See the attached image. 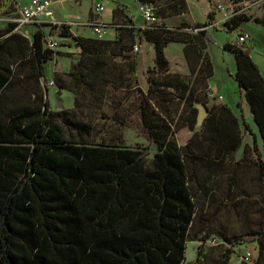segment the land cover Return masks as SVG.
Segmentation results:
<instances>
[{"label":"trees","instance_id":"1","mask_svg":"<svg viewBox=\"0 0 264 264\" xmlns=\"http://www.w3.org/2000/svg\"><path fill=\"white\" fill-rule=\"evenodd\" d=\"M138 1L154 6L157 18L187 10L186 0ZM209 2L212 5L214 0ZM6 5L7 0H0V16L5 14ZM118 12L123 9L116 5L114 13ZM210 19L220 29L215 13H210ZM249 19L242 14L227 20L230 35L222 46L236 55L234 78L263 138L261 151L244 120L245 131L254 137L262 195L259 231L251 234L257 236L259 261L264 264V77L250 55L251 47L230 42L233 31L243 30L240 26ZM126 21L122 29L125 36L119 40L125 38L131 48L143 39L151 41L155 65L150 73L157 70L161 76L149 78L148 90L143 91L138 84L137 59L130 60L128 80L131 87H137L138 117L155 147L151 158L141 148L92 143L90 122L75 121L71 115L74 110L53 109L45 64L53 59L55 50L44 44L43 29L27 40L31 53L24 56L25 51H21L18 65L0 55V264H184L191 239L201 244L190 264L206 263L211 249L206 230L189 238L197 207L186 162L202 161L212 180L215 171L211 166H221L226 156L242 145L238 120L229 107L212 106L211 115L196 129V90L200 89L194 86L196 81L190 83L181 73L168 69L166 46L182 42L191 74L205 78L203 88L209 89L213 66L205 51L209 39L206 30H181L158 20L138 26L131 15ZM76 42L82 54L98 58L99 77L119 82L118 74L106 76L111 64L102 61L109 42L100 38L93 40L96 44L84 38H76ZM74 80L82 82L84 78ZM88 84L95 95L102 94V85L97 90L96 84ZM11 89L14 92L9 93ZM72 92L77 106V91ZM181 100L186 106L179 110ZM179 121L180 126L188 125L194 131L184 145L174 138V125ZM246 156L245 151L243 159ZM236 187L234 171L229 196ZM233 252V248H226L214 264H229Z\"/></svg>","mask_w":264,"mask_h":264},{"label":"rangeland","instance_id":"2","mask_svg":"<svg viewBox=\"0 0 264 264\" xmlns=\"http://www.w3.org/2000/svg\"><path fill=\"white\" fill-rule=\"evenodd\" d=\"M53 1L56 19L61 23L51 31L58 42V47L54 49L53 59L45 64L46 76L50 82L48 98L51 100L53 109L74 110L71 115L75 121L90 122L93 127L89 140L92 143H119L124 147L141 148L146 151L147 158H151L155 147L149 141L147 132L139 120L138 91L137 87H131L128 76L130 60L135 56L138 62V84L143 91L148 90L149 78L161 79L157 70L150 73L155 65L154 44L143 39L141 44H136L138 47L136 50V47H130L125 38L119 40L120 37L125 36L122 29L126 26L127 16L131 15L138 26L148 24L141 15L140 2L138 0H118L119 2L95 0L96 4L99 3L105 7L100 17L103 22L109 24L101 37L103 41L110 43L102 61L111 64L106 76L109 78L114 74L119 76V82L112 83L105 82L99 77L96 69L98 58L82 54L81 47L76 42V38H84L92 42L97 38L91 27L92 20L96 17L94 16L96 4L92 3V0ZM116 5H119L123 12L114 13ZM186 5L187 10L184 13L166 18L160 17L157 20L181 30L204 29L209 34L205 49L213 66V75L209 83L217 94L210 88H203L205 78L191 74L184 53V43L171 42L165 48L169 71L181 73L190 83L196 81L194 86L200 89V91L196 90L199 100L197 107L198 104H203V101L207 106L215 105L220 94L228 100L238 97L235 88L239 85L234 78L237 69L236 55L232 50L224 49L222 46L230 35L225 22L234 16L245 14L250 17L240 27L250 34L246 44L251 47L250 55L264 77V0H214L212 5L209 0H186ZM211 12L216 14L220 29L212 23ZM4 16L14 20L16 14L11 10L6 11ZM238 30L233 31L230 37L233 45L237 40ZM93 44L96 43L93 42ZM59 65L60 68H58ZM78 76L83 77L84 80L76 82L74 78ZM40 80L43 84V79L40 78ZM54 80L56 83H52ZM30 82H34L33 78H30ZM89 82L96 84L97 90L99 85H102V94L95 95L91 92ZM57 83L64 84L67 88L59 89ZM72 90L77 91L79 102L77 106L74 105L75 94ZM10 92H14L13 89L9 90ZM176 102L177 99H174V103ZM185 104L186 102L181 100L178 104L179 110H182ZM180 122L174 125V138L180 145H184L194 131L189 130L188 125L180 126ZM200 125L198 123L196 129H200ZM233 156L239 159L241 152L234 153ZM246 157L247 161L237 167V187L234 195L231 196L227 194L229 178L236 168L230 156L225 159L230 160L228 163L224 161L221 166H211V170L215 171L212 180L208 179V171L202 161L187 160L186 162L190 189L197 207L189 238L192 234L206 230L209 236L207 244L211 249L205 264H214L216 258L230 247L234 252L229 264H262L259 261L257 236L251 234L259 231L261 219L259 204L262 198L258 166L254 162L255 156L251 147L248 148ZM207 181L213 190L209 195L205 194L203 188ZM239 197L241 199L238 200ZM200 244L201 241L195 239L187 241L184 264L195 261Z\"/></svg>","mask_w":264,"mask_h":264},{"label":"crops","instance_id":"3","mask_svg":"<svg viewBox=\"0 0 264 264\" xmlns=\"http://www.w3.org/2000/svg\"><path fill=\"white\" fill-rule=\"evenodd\" d=\"M12 1H14V0H7V5H10ZM27 1L28 0H19V2L21 4L27 3ZM92 3H95V0H92ZM7 5L5 7L6 11H8ZM55 16H56V11H55ZM37 29H38L37 26L25 25L22 28H20L19 30H17L16 25H15L12 18L11 19L6 18L4 15L0 16V43L2 44V48L0 47L1 48L0 55L4 56L6 59L10 60L11 65H13V66L18 65L20 62H22L21 61V59H22L21 58V51L22 52H23V50L25 51L24 56L30 55L31 50L27 49V47L29 48L30 44H27V40H31L33 38V34L35 33V31ZM209 79H208V87L210 89H212L214 93H216L214 87L211 86V84L209 83ZM237 84H238V82H237ZM235 90L238 93V97H234L233 99L228 100V99H226V97H224L223 95L220 94L219 98H218L219 100L215 103V105H211V106H207V107L205 105L208 112H207L206 116L204 117V119L211 115L212 111L210 112V108L212 106H218V105H225V106L229 107L231 109L232 113L234 114V116L237 118L239 130H240V133L242 134V145L240 146V148L236 152L231 153L229 156L231 157L233 163L235 164L236 169H234V171H236V174L238 177L237 167L239 166V164L247 161L246 160L247 157H245V159H243L245 151L247 152L249 147H251L252 151H254V149H253L254 137L250 132L245 131L244 120H246L248 122L250 129L252 130L253 134L256 135V141H257L258 147L261 151L263 150V138L260 135L258 125L256 124V122L254 120L253 112L251 110L249 103L246 100L244 92H242L240 90L239 86H238V88L236 87ZM249 138L251 140H249ZM239 152H241V157L239 159H237L233 155H234V153L237 154ZM229 156H226V159ZM254 156H255V153H254ZM224 161L226 163H228V161H230V160H228V161L224 160ZM255 164H256V162H255ZM209 174H210V172L208 171V175ZM203 188L205 190L206 195H209L213 191L212 187L209 184V181H207V183L205 185H203ZM234 193H235V190H234L232 195H234ZM227 194H228V192H227ZM246 197H248V195ZM239 199H241V198L239 197L238 200Z\"/></svg>","mask_w":264,"mask_h":264},{"label":"built area","instance_id":"4","mask_svg":"<svg viewBox=\"0 0 264 264\" xmlns=\"http://www.w3.org/2000/svg\"><path fill=\"white\" fill-rule=\"evenodd\" d=\"M53 2V0H28L27 3L21 4L18 0H14L10 5H7V10H13L16 14L13 21L17 30L25 25L37 26L38 29H43L45 32L44 44L52 49H56L58 47V42L51 34V31L54 26H60L61 23L56 19ZM139 7L142 17L148 24L157 20L154 6L140 3ZM104 9L105 7L102 4L98 3L95 5L94 10L96 12V17H94L91 24L94 34L100 39L103 35V31L109 26V24L103 22L100 17ZM249 37V32L238 30L235 45L243 46L248 42ZM135 49L138 50V47L136 46Z\"/></svg>","mask_w":264,"mask_h":264},{"label":"water","instance_id":"5","mask_svg":"<svg viewBox=\"0 0 264 264\" xmlns=\"http://www.w3.org/2000/svg\"><path fill=\"white\" fill-rule=\"evenodd\" d=\"M58 68H60V65ZM198 109V123L201 124L208 111L204 104H198Z\"/></svg>","mask_w":264,"mask_h":264}]
</instances>
